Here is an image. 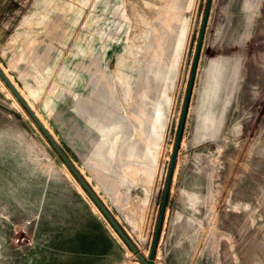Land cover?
<instances>
[{
    "label": "rangeland",
    "instance_id": "rangeland-1",
    "mask_svg": "<svg viewBox=\"0 0 264 264\" xmlns=\"http://www.w3.org/2000/svg\"><path fill=\"white\" fill-rule=\"evenodd\" d=\"M208 0H0V66L149 256ZM155 264H264V0H212ZM0 264H143L0 76Z\"/></svg>",
    "mask_w": 264,
    "mask_h": 264
},
{
    "label": "water",
    "instance_id": "water-1",
    "mask_svg": "<svg viewBox=\"0 0 264 264\" xmlns=\"http://www.w3.org/2000/svg\"><path fill=\"white\" fill-rule=\"evenodd\" d=\"M211 1L212 0H208V2H207L205 16H204V20L202 23L200 37H199L198 46H197V50H196V55H195V59H194L193 67H192L191 76H190V82L188 85L186 99L184 102V108H183V112H182V116H181V120H180V125H179V129H178V134H177L176 142H175V146H174V152L172 155L170 170H169V174H168V178H167V182H166V186H165V190H164L162 207L160 210V214H159V218H158V222H157V226H156V231H155V235H154V239H153V243H152V247H151L149 256H145L141 252V250H139V248L137 247L135 242L132 240L130 235L127 233L125 228L117 220L116 216L111 212L109 207L106 205V203L100 197V195L96 192L94 187L85 178V176L81 173L79 168L75 165V163L71 160V158L67 155V153L63 150V148L58 144V142L55 140V138L53 137L51 132L47 129L45 124L39 118L37 113L33 110V108L30 106V104L27 102V100L21 94V92L19 91L17 86L13 83V81L9 78V76L4 72V70L0 66V76L3 79V81L11 89V91L18 98V100L23 104V106L26 108V110L32 116L34 121L40 127L42 132L45 134V136L48 138V140L52 143L54 148L57 150V152L63 158V160L65 161L67 166L74 173V175L77 177V179L83 185V187L87 190L89 195L92 197V199L98 205L100 210L107 217V219L111 222V224L114 226V228L117 230V232L121 235V237L125 240V242L128 244V246L132 249V251L137 255V257L140 259V261L143 264H155L154 258H155L156 249H157L159 236H160V231H161V227H162V223H163V219H164L165 208H166V204H167V200H168V196H169V192H170L173 170L175 167L177 154H178L180 144H181V140H182V136H183V131H184L187 113H188V109H189L190 98H191V94L193 91V85H194L196 72H197V68H198V64H199V60H200L204 35H205L208 17H209V12H210V8H211Z\"/></svg>",
    "mask_w": 264,
    "mask_h": 264
},
{
    "label": "bare ground",
    "instance_id": "bare-ground-1",
    "mask_svg": "<svg viewBox=\"0 0 264 264\" xmlns=\"http://www.w3.org/2000/svg\"><path fill=\"white\" fill-rule=\"evenodd\" d=\"M5 72V71H4ZM14 83V82H13ZM20 91V90H19ZM22 94V93H21ZM23 95V94H22Z\"/></svg>",
    "mask_w": 264,
    "mask_h": 264
}]
</instances>
